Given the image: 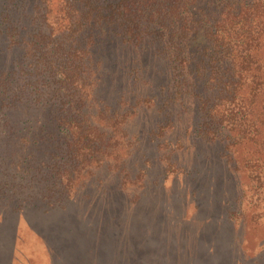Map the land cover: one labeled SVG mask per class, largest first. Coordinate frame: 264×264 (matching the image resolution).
Returning <instances> with one entry per match:
<instances>
[{
	"label": "rangeland",
	"instance_id": "1",
	"mask_svg": "<svg viewBox=\"0 0 264 264\" xmlns=\"http://www.w3.org/2000/svg\"><path fill=\"white\" fill-rule=\"evenodd\" d=\"M58 5L0 0V264H264L263 101L258 119L247 103L236 114L223 84L191 74L198 96L178 95L147 53L148 84L105 89L118 125L74 143L54 119L82 118L27 43L63 28Z\"/></svg>",
	"mask_w": 264,
	"mask_h": 264
},
{
	"label": "trees",
	"instance_id": "2",
	"mask_svg": "<svg viewBox=\"0 0 264 264\" xmlns=\"http://www.w3.org/2000/svg\"><path fill=\"white\" fill-rule=\"evenodd\" d=\"M12 1L26 9L30 0ZM44 1L47 0H38V6ZM58 3L63 28L52 37L36 33L27 43L36 59L35 68L43 76L41 80L46 73L56 78L53 92L61 95L62 109L82 118L72 119L70 113L55 117L59 132L70 141L85 145L97 134L102 137L104 128L118 125L115 115L119 113L103 96L105 89L109 85L111 91L118 92V83L123 79L148 84L147 77H143L147 73V53L153 55L150 69L154 73L164 60L176 72L178 95L198 96L194 81L183 85L182 76L191 74L216 86L223 84V98L238 100L236 114L245 110L243 104L247 103L248 113L258 119V99L263 101L264 110V0H57ZM9 16L6 14L4 20ZM7 34L11 31L7 30ZM160 88L166 92L164 86ZM132 92L120 93L126 112L137 106V99L128 104ZM90 106L96 107L92 113ZM92 114L106 117L102 124H93L89 120ZM65 263L69 264L68 260Z\"/></svg>",
	"mask_w": 264,
	"mask_h": 264
}]
</instances>
